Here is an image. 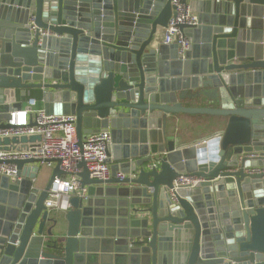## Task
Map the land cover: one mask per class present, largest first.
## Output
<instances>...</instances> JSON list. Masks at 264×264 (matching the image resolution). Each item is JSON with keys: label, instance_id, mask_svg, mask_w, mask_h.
Instances as JSON below:
<instances>
[{"label": "water", "instance_id": "95a60500", "mask_svg": "<svg viewBox=\"0 0 264 264\" xmlns=\"http://www.w3.org/2000/svg\"><path fill=\"white\" fill-rule=\"evenodd\" d=\"M171 1L0 0V131L15 128L20 98L47 91L60 112L46 113L75 117L80 148L110 132L116 164L97 180L81 160L80 192L54 214L44 201L64 174L59 160L40 192L0 176V264H264V45L246 43L262 35L246 20L260 7L180 0L198 12L196 26H179L190 42L181 50L157 45L176 16ZM88 61L87 75L79 65ZM178 115L226 126L214 140L178 146ZM40 141L0 137V151ZM37 163L0 160L17 179ZM181 175L203 182L170 195Z\"/></svg>", "mask_w": 264, "mask_h": 264}, {"label": "built area", "instance_id": "2783aa9c", "mask_svg": "<svg viewBox=\"0 0 264 264\" xmlns=\"http://www.w3.org/2000/svg\"><path fill=\"white\" fill-rule=\"evenodd\" d=\"M175 7V17H171L164 32L162 44H177L181 50L190 46L179 30L180 25L196 26L197 15L192 12L187 3L172 0ZM10 125L14 129L0 131V137L40 136L41 141L27 149L9 152L0 151V160H36L40 166L53 168L54 160H59V169L63 175L52 181L44 207L48 211H66L69 209V198L80 192V178L77 164L83 160L91 179L107 180L110 177V158L107 149L111 145V135L108 130L91 133L82 141V148L77 145L75 117L73 115L47 114L36 107L34 99H29L25 109L15 110ZM0 176L10 180L16 178V169L11 164H0ZM118 179L124 175L118 173ZM202 178L181 175L173 181L170 195L178 189L192 190L202 183Z\"/></svg>", "mask_w": 264, "mask_h": 264}, {"label": "crops", "instance_id": "0c3cea01", "mask_svg": "<svg viewBox=\"0 0 264 264\" xmlns=\"http://www.w3.org/2000/svg\"><path fill=\"white\" fill-rule=\"evenodd\" d=\"M192 12L198 15L197 9L191 3H187ZM260 7V10L252 11L251 15L246 17V20H251L252 24L247 23V30H254L252 32L262 33L260 38H256L250 35V39L247 40V44L264 45V0L254 1L252 7ZM165 29L159 30L157 40V45H163L162 40L164 36ZM169 46V45H167ZM247 53L248 50H245ZM247 55V54H246ZM244 57L245 61H249V57ZM237 62V61H235ZM80 71L85 74H89L93 71V62L88 61L85 64L79 65ZM47 91L42 90H31L29 97L20 98V109H25L28 104L29 99H34L36 102V107L38 109H43L48 113H59L60 103L52 97V95L46 96ZM18 95V91H16ZM199 103V102H198ZM190 106H197L195 102H188ZM17 111V109H16ZM176 124L170 125L171 134L175 136L176 144L178 146H191L199 142H208L214 140L217 136H220L226 126V119L220 117H209L200 115H178L176 116ZM174 124V123H173ZM116 164L110 158V171L114 168ZM55 166V165H54ZM54 168V167H53ZM53 168H48L45 166H40L39 164L26 165L22 170L21 180H27L32 185V189L40 192L43 190L50 181L51 173ZM36 169V171H34ZM35 172V173H34ZM34 176V178H31ZM52 213H60L59 211H52Z\"/></svg>", "mask_w": 264, "mask_h": 264}, {"label": "rangeland", "instance_id": "374dc122", "mask_svg": "<svg viewBox=\"0 0 264 264\" xmlns=\"http://www.w3.org/2000/svg\"><path fill=\"white\" fill-rule=\"evenodd\" d=\"M200 116H204V115H200Z\"/></svg>", "mask_w": 264, "mask_h": 264}]
</instances>
